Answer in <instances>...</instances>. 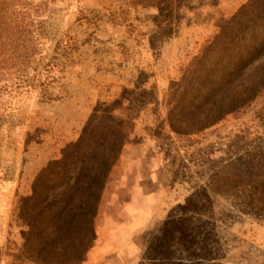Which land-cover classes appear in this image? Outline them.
<instances>
[{
    "label": "rangeland",
    "instance_id": "374dc122",
    "mask_svg": "<svg viewBox=\"0 0 264 264\" xmlns=\"http://www.w3.org/2000/svg\"><path fill=\"white\" fill-rule=\"evenodd\" d=\"M7 8L0 264H264V0Z\"/></svg>",
    "mask_w": 264,
    "mask_h": 264
},
{
    "label": "trees",
    "instance_id": "16d2710c",
    "mask_svg": "<svg viewBox=\"0 0 264 264\" xmlns=\"http://www.w3.org/2000/svg\"><path fill=\"white\" fill-rule=\"evenodd\" d=\"M22 3L23 0H0V38L3 39L8 35V23L6 18H8V14H11L13 10H10L7 7L11 6L12 4ZM2 6L4 8H2ZM247 202L248 205L252 207V209L264 212V178L257 184L253 185L252 192L249 194Z\"/></svg>",
    "mask_w": 264,
    "mask_h": 264
}]
</instances>
